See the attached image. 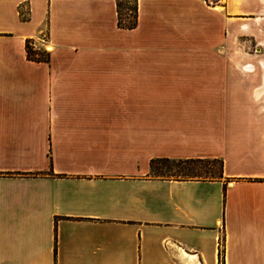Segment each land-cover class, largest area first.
<instances>
[{"label": "crops", "instance_id": "obj_1", "mask_svg": "<svg viewBox=\"0 0 264 264\" xmlns=\"http://www.w3.org/2000/svg\"><path fill=\"white\" fill-rule=\"evenodd\" d=\"M123 1L0 0V264H264V0Z\"/></svg>", "mask_w": 264, "mask_h": 264}, {"label": "rangeland", "instance_id": "obj_2", "mask_svg": "<svg viewBox=\"0 0 264 264\" xmlns=\"http://www.w3.org/2000/svg\"><path fill=\"white\" fill-rule=\"evenodd\" d=\"M134 0L120 3V15L123 22L131 16ZM46 52H49L47 49ZM220 166L217 162H155L151 168V177L180 179H215L219 176Z\"/></svg>", "mask_w": 264, "mask_h": 264}, {"label": "trees", "instance_id": "obj_3", "mask_svg": "<svg viewBox=\"0 0 264 264\" xmlns=\"http://www.w3.org/2000/svg\"><path fill=\"white\" fill-rule=\"evenodd\" d=\"M117 13H118V26L120 28H125V29H133L136 25V8L134 6L133 11H131V16L127 17L126 20L123 22V20H121V15H120V4L117 6ZM26 52H27V57L30 60H34V61H38V60H45V57L43 55H40L39 57H37V54L34 53L31 48L29 47V45H26ZM155 162H169L167 160H157V161H153L151 162V168L153 166V164ZM196 162H201V161H196ZM187 163V162H184ZM221 167V165H219ZM220 174V172H219ZM219 177V176H218Z\"/></svg>", "mask_w": 264, "mask_h": 264}]
</instances>
